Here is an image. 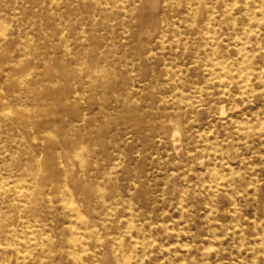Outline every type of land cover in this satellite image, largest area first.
I'll use <instances>...</instances> for the list:
<instances>
[{
	"label": "rangeland",
	"instance_id": "374dc122",
	"mask_svg": "<svg viewBox=\"0 0 264 264\" xmlns=\"http://www.w3.org/2000/svg\"><path fill=\"white\" fill-rule=\"evenodd\" d=\"M0 264H264V0H0Z\"/></svg>",
	"mask_w": 264,
	"mask_h": 264
},
{
	"label": "bare ground",
	"instance_id": "6f19581e",
	"mask_svg": "<svg viewBox=\"0 0 264 264\" xmlns=\"http://www.w3.org/2000/svg\"><path fill=\"white\" fill-rule=\"evenodd\" d=\"M257 20H258V19H257ZM243 42H244V41H243ZM241 50H242V49H241ZM240 71H241V70H240ZM241 73H242V72H241ZM244 73H245V72H244ZM245 74H246V73H245ZM247 76H248V75H246V78H247ZM244 79H245V77H244ZM243 82H244V81H243ZM244 83H245V82H244ZM244 83H243V84H244ZM243 87H244V86H243ZM222 88H223V87H222ZM2 109H3V108H2ZM182 175H183V174H182ZM219 175H220V174H219ZM220 176H221V175H220ZM220 176H219V177H220ZM212 177H213V176H212ZM214 178H215V177H214ZM217 178H218V177H217ZM214 180H215V179H214ZM219 180H220V179H219ZM215 182H217V181L215 180Z\"/></svg>",
	"mask_w": 264,
	"mask_h": 264
}]
</instances>
